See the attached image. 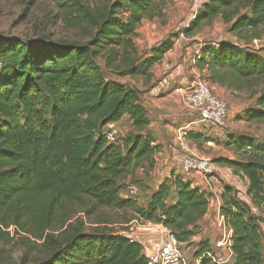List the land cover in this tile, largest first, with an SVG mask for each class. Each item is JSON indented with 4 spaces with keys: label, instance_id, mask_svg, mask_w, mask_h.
<instances>
[{
    "label": "trees",
    "instance_id": "1",
    "mask_svg": "<svg viewBox=\"0 0 264 264\" xmlns=\"http://www.w3.org/2000/svg\"><path fill=\"white\" fill-rule=\"evenodd\" d=\"M50 1L87 40L0 37V242L14 226L15 234H33L49 249L31 264H146L138 242L104 229L84 232L79 221L61 222L58 239L44 232L60 220L59 212L77 204L86 214L130 210L144 221L162 224L181 247L197 234L209 194L180 175L171 173L146 205L121 196V182L134 168L151 163L157 146L147 133L142 92L107 77L97 63L103 59L104 68L118 76L146 78L178 33L140 56L136 30L144 19L161 13L164 0H100L95 8L81 0ZM217 18L230 23L232 33L255 31L264 26V0H206L180 33L188 36ZM199 52L194 66L206 69L213 85L242 90L261 83L244 119L264 122V56L230 41L204 44ZM125 116L136 132L123 145L108 142L106 127ZM189 138L196 142L201 135ZM225 144L246 153L242 159L213 160L247 182L248 202L226 184L220 193L219 213L232 229L233 264H264V145L247 136L228 137ZM210 250L205 241L191 256Z\"/></svg>",
    "mask_w": 264,
    "mask_h": 264
},
{
    "label": "rangeland",
    "instance_id": "2",
    "mask_svg": "<svg viewBox=\"0 0 264 264\" xmlns=\"http://www.w3.org/2000/svg\"><path fill=\"white\" fill-rule=\"evenodd\" d=\"M81 1L92 8L100 3V0ZM196 3L199 2H196V0H164L163 4H160L161 13L158 16L153 15L150 19H144L143 24H140L143 30H140L134 38L138 55L144 56L151 46L165 39L170 33H178L174 43L176 40L181 39L178 42L181 47L189 45L188 47H191V49L194 48L195 50L191 53L193 59L194 53L200 51L202 45L214 44L220 41L236 43L250 50H255L264 56V26L255 31L245 29L237 34L231 32L230 23L217 18L213 22L199 27L188 36L182 34V38H180V32L193 20L191 14ZM63 16L61 9L50 0H0V37H17L21 40L30 41L45 38L53 42H85L87 38L81 34L79 29L70 27ZM253 40H257V43L253 44ZM97 63L107 77L121 83L124 82L128 86L136 87L138 83L136 77H122L106 70L104 61L101 58L97 59ZM195 78L207 79L206 76L196 74H188L186 81L171 79L168 82L170 92ZM261 87V83H252V85H247L242 90H230L214 85V94L226 101L229 114V125L221 131L212 129L202 123H195L199 119L197 113L183 105L175 94H173L170 101L171 107H168L170 110L162 113V116L157 119L160 124L169 125V127L164 128L169 133V138L166 141L164 140L165 145L170 147L176 130L185 128L192 146V154L199 158L211 159V173L207 177L210 180L211 191H214L209 193L211 197L218 196V192H221L224 184L237 190L240 197H246L247 182L241 176L233 173L231 169L216 165L213 160L217 158L234 160L246 156L244 151L236 152L234 148L226 146L225 142L228 137L247 136L252 138L255 143L264 145V122H248L244 119L245 110L254 106L255 100L261 92ZM160 124L158 126H161ZM114 125L118 133L116 136L117 141H121V145L129 135L136 132L127 117H123ZM159 133H161L160 130ZM190 134L201 135V138L194 142L189 138ZM206 137H209L210 141L206 142L204 140ZM162 148L163 145L156 148L151 157V163H142L139 167L134 168L131 174L127 175L126 179L121 182V196L127 195L126 190L129 185H135L138 188V194L134 197L135 202L137 201L139 205H146L149 199L147 190L151 191L148 186L154 187L166 175L170 176L171 173L178 172V160L176 159L167 166L159 163L162 158V151L158 149ZM154 156L158 161H154ZM150 164L152 165L151 170L149 169ZM141 169L143 170L141 171ZM84 211L85 207L82 205L68 206L65 211L59 212L60 220L46 229L44 235H51L58 239L62 231L61 222L63 221L66 225H75L79 221L82 230L87 233L104 229L122 235L130 221L139 219L130 210L98 209L91 214H86ZM260 216L264 218L263 213ZM215 219L213 214L208 219L209 222L205 220L199 226L197 234L188 243L183 244L182 249H184L186 255L191 257V254L196 252L198 244L205 241H208L210 247H213L215 240L219 238V232L215 228ZM7 232L10 233L8 238L0 242V255L2 257L0 264H31L42 260L49 254V249L44 241L33 234L24 232L15 234L14 226H10ZM138 241L143 248L144 255H149L154 247L159 244L155 236L140 237ZM206 264L211 263L206 262ZM228 264H232V261Z\"/></svg>",
    "mask_w": 264,
    "mask_h": 264
},
{
    "label": "built area",
    "instance_id": "3",
    "mask_svg": "<svg viewBox=\"0 0 264 264\" xmlns=\"http://www.w3.org/2000/svg\"><path fill=\"white\" fill-rule=\"evenodd\" d=\"M191 19L201 8L204 0H196ZM188 26V25H187ZM184 27V28H187ZM253 44L257 40L252 41ZM200 52H196L195 57L199 58ZM214 85L204 78H195L187 84L177 87L174 93L180 101L197 113L199 123L219 131L229 125V114L227 103L214 94ZM117 129L113 124H109L105 131V138L110 143L117 141ZM175 149L180 156L179 175L189 181V177L198 175L205 183L204 192H211L210 180L207 179L211 173L212 161L209 158H199L192 154V146L188 139V132L185 128H179L174 135ZM209 145L211 143L208 142ZM143 169H141L142 171ZM127 195L123 197L134 198L138 194L135 185L127 187ZM255 211V209H253ZM215 228L219 232V238L215 240L210 251H204L197 257H189L180 246L174 236L159 223L136 219L126 225V230L122 233L130 242H139L140 237L155 236L159 244L154 247L147 258L146 264H203L204 261L211 264H228L233 260L231 251L232 229L226 224L224 217L218 212L215 219ZM217 252V253H216Z\"/></svg>",
    "mask_w": 264,
    "mask_h": 264
},
{
    "label": "crops",
    "instance_id": "4",
    "mask_svg": "<svg viewBox=\"0 0 264 264\" xmlns=\"http://www.w3.org/2000/svg\"><path fill=\"white\" fill-rule=\"evenodd\" d=\"M142 24H143V21L141 25ZM139 27L136 30V34H138L140 30H143L142 27L140 28ZM179 36L180 38H182V33L179 34ZM180 41L181 39L176 40V42L173 44L172 49L167 51L163 55L161 61L156 63L151 68L150 74L148 77L146 78L136 77V81L138 82L136 84V88L142 92L141 103H142V106L147 111V115L149 119V126L147 128V133L153 139V143H152L153 146L158 147L160 145H163L162 149H158L159 151H162V155H161L162 158L159 161L160 164L167 166L169 164H172L173 160L175 159L178 160V163H177L178 172L174 173V176L179 175L180 156L176 152L173 139L171 143L172 145L170 147L165 145L166 144L165 141L169 138V133H167L166 132L167 130H165L164 128L169 127V125L168 124L166 125L164 123L160 124L157 120L158 118H160V116H162V113H165L167 110H170V108L168 107H171L170 101L173 98V94H175L174 90L176 88L170 92V87H169L170 85H168V82L171 79L179 80V81H186V76H188V74L208 76V71L206 69L199 70L198 68L194 66L195 61L193 58H191V53L195 49L194 48L191 49V47H188L189 45H184L181 47L178 44V42ZM196 52L194 53V55L196 54ZM195 123H199V120H197ZM158 124H160L161 126H158ZM157 129H159L161 133H159V130L157 131ZM153 158L155 162L158 161V159L155 156ZM169 177L170 176L166 175L165 178L159 181L154 187L148 186L151 191H149L148 189L147 193L150 195L153 191L157 189L160 183H162ZM189 182H190L191 187H197L202 191L205 190V183L202 177L195 175L189 178ZM212 192L214 191H211V193ZM171 193L173 196L174 195L173 187L171 188ZM218 193L219 195L215 197H211L209 195L210 197H208L207 212L202 218V220L200 221L199 226L205 220L208 221V219L212 217L213 214H214V218H216V215L218 214L219 208L221 205V199H220L221 192L219 191ZM207 194H209V192ZM241 198L247 202L249 201L247 197H241ZM232 264H233V260H232Z\"/></svg>",
    "mask_w": 264,
    "mask_h": 264
}]
</instances>
